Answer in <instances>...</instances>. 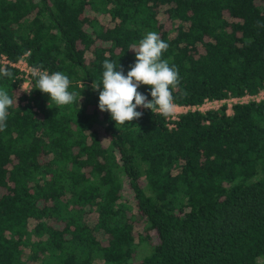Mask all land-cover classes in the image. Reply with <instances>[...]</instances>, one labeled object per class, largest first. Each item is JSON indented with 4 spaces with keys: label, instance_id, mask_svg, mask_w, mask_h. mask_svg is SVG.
<instances>
[{
    "label": "trees",
    "instance_id": "16d2710c",
    "mask_svg": "<svg viewBox=\"0 0 264 264\" xmlns=\"http://www.w3.org/2000/svg\"><path fill=\"white\" fill-rule=\"evenodd\" d=\"M149 31L178 69L177 107L264 89V0H0V55L30 51L31 67L67 75L78 94L58 106L33 77L24 92L18 70L0 76L13 99L0 264H264V100L174 122L137 108L124 125L98 108L104 61L126 75Z\"/></svg>",
    "mask_w": 264,
    "mask_h": 264
},
{
    "label": "clouds",
    "instance_id": "9594fccd",
    "mask_svg": "<svg viewBox=\"0 0 264 264\" xmlns=\"http://www.w3.org/2000/svg\"><path fill=\"white\" fill-rule=\"evenodd\" d=\"M168 47L156 32L149 31L138 45L131 46L130 51L135 53V63L130 65L126 75L120 65L117 68L114 63L104 61L102 86L92 82L91 87L99 93V110L109 113L116 125L140 119L143 113L137 111V108L159 113L165 118L174 114L176 105L171 89L179 84V75L175 66L170 67L168 61L161 58ZM29 54L30 51L24 53L25 56ZM30 73L35 79V89L48 95L50 102L59 106L76 101L78 94L68 90L70 79L67 75L61 72L50 74L42 65L32 67ZM12 75L11 71L0 68V76ZM141 85L150 88L151 100L138 91ZM82 99L80 93L79 107ZM12 104L13 99L8 92L0 89V131L7 127L8 109Z\"/></svg>",
    "mask_w": 264,
    "mask_h": 264
},
{
    "label": "built area",
    "instance_id": "2783aa9c",
    "mask_svg": "<svg viewBox=\"0 0 264 264\" xmlns=\"http://www.w3.org/2000/svg\"><path fill=\"white\" fill-rule=\"evenodd\" d=\"M0 66L2 68H6L7 66H9V67H12L18 70L20 78L23 79L22 91L27 92L30 90L31 79H32L30 69L32 67L27 63L25 56L13 62L6 55H0ZM262 100H264V89L258 95H255V96L246 95L241 98H230L228 100H222V101L206 99L200 105L179 107L181 109L178 110V115L182 113H186L188 111H191V112L198 111V112L204 113L210 110H219L223 106H226L225 111L229 115L230 112L232 113L231 109L234 104H245L248 102H260ZM178 115L177 116L172 115L171 121L173 122L176 121ZM173 126L174 125H170V128Z\"/></svg>",
    "mask_w": 264,
    "mask_h": 264
},
{
    "label": "rangeland",
    "instance_id": "374dc122",
    "mask_svg": "<svg viewBox=\"0 0 264 264\" xmlns=\"http://www.w3.org/2000/svg\"><path fill=\"white\" fill-rule=\"evenodd\" d=\"M229 114H232V113L230 112ZM177 115H178V110H175L173 116H177ZM103 142L106 143V139L103 140ZM125 192H126V198H127V200L130 201V202L132 203V197H133V195H132V193L126 188V186H125ZM133 209H134V210H133V214H135V213H136V209H135V208H133ZM93 216H94V215H93ZM137 228H138V229H137L138 232L143 233V232H142V229H141L140 226H138ZM149 235H150V238L153 240V242L156 243V242H157V239H156V236H155L154 232H151ZM148 248H149V247H148L147 244H145V243L140 244V245L138 246V248H137V251H136V254H135L134 259H138V258H140V257L144 254V251H145L146 249H148ZM96 264H103V263H102V262H96Z\"/></svg>",
    "mask_w": 264,
    "mask_h": 264
},
{
    "label": "crops",
    "instance_id": "0c3cea01",
    "mask_svg": "<svg viewBox=\"0 0 264 264\" xmlns=\"http://www.w3.org/2000/svg\"><path fill=\"white\" fill-rule=\"evenodd\" d=\"M177 109H175V110H180L181 108H179V107H176Z\"/></svg>",
    "mask_w": 264,
    "mask_h": 264
}]
</instances>
